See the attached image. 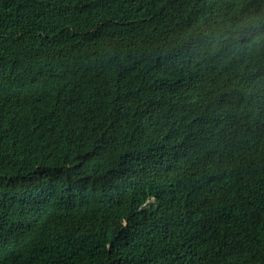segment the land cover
Wrapping results in <instances>:
<instances>
[{"label": "trees", "instance_id": "16d2710c", "mask_svg": "<svg viewBox=\"0 0 264 264\" xmlns=\"http://www.w3.org/2000/svg\"><path fill=\"white\" fill-rule=\"evenodd\" d=\"M0 9V264H264V0Z\"/></svg>", "mask_w": 264, "mask_h": 264}, {"label": "bare ground", "instance_id": "6f19581e", "mask_svg": "<svg viewBox=\"0 0 264 264\" xmlns=\"http://www.w3.org/2000/svg\"><path fill=\"white\" fill-rule=\"evenodd\" d=\"M20 7H21V6H20ZM1 9H2V8H1ZM1 9H0V10H1ZM3 11H4V10H3ZM3 11H2V12H3ZM2 12H1V13H2ZM14 12H15V11H14ZM1 13H0V14H1ZM3 14H4V13H3ZM5 14H6V13H5ZM16 15H17V13H16ZM0 16H1V15H0ZM2 18H3V17H2ZM8 27H10V26H8ZM7 29H9V28H7ZM28 42H29V41H28ZM37 124H38V123H37ZM35 126H36V125H35ZM36 128H37V127H36ZM40 128H41V127H40ZM41 129H42V128H41ZM154 136H155V135H154ZM122 153H123V152H122ZM118 176H119V175H118ZM145 200H146V199H145Z\"/></svg>", "mask_w": 264, "mask_h": 264}]
</instances>
